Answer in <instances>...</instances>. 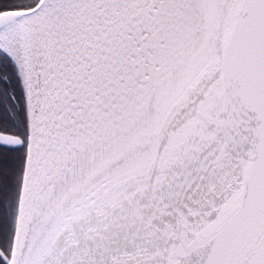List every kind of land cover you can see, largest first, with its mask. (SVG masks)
Segmentation results:
<instances>
[{
	"label": "snow or ice",
	"instance_id": "6c2138e0",
	"mask_svg": "<svg viewBox=\"0 0 264 264\" xmlns=\"http://www.w3.org/2000/svg\"><path fill=\"white\" fill-rule=\"evenodd\" d=\"M0 264H264V0H0Z\"/></svg>",
	"mask_w": 264,
	"mask_h": 264
}]
</instances>
